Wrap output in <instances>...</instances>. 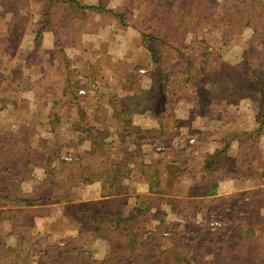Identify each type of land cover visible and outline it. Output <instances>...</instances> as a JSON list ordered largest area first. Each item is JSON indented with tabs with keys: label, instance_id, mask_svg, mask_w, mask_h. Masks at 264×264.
<instances>
[{
	"label": "trees",
	"instance_id": "trees-1",
	"mask_svg": "<svg viewBox=\"0 0 264 264\" xmlns=\"http://www.w3.org/2000/svg\"><path fill=\"white\" fill-rule=\"evenodd\" d=\"M58 4H65L71 11L84 12L87 16L115 17L121 27H126L128 24L127 7L116 10L108 7L103 0H97V3H86L82 0H44L41 5L42 18L33 37L37 49L40 48L43 31L50 30L55 33L56 22L52 21L55 20L52 15L55 12L54 7ZM170 5L171 3L167 4L166 7L171 9ZM206 5V0H182L175 12L165 8L166 11L161 9L162 12L160 13L150 14L149 23L151 26L136 32L139 44L144 48L148 59L146 65L150 71L144 74L146 83L144 87L138 88L137 83L130 81V85H136L133 92L123 91L122 94L115 92L113 100L105 106L106 109L100 104L98 97L92 96L90 92H85L87 88H90L91 92L96 90L97 63L90 64L89 70L86 72L81 70L78 65L73 64L74 60L70 58L62 40L55 34L51 51L54 52L57 59L55 71L60 78V97L57 102L65 103V107L62 112L54 115L55 108L52 106V111L49 113L52 118L49 117L46 122L52 131L53 127L57 126L61 119H64L63 121L71 127L70 132L77 141L75 146L86 141L87 146L84 147L86 155L98 154L91 158L90 166L87 168V171L94 170L97 172V176H94L97 179L90 178L86 181L89 183L99 181L100 198L77 203L73 201L80 196L75 194L76 190H73V186L58 192L53 189L55 186L63 189L66 184L68 185L70 183L68 180L74 177L72 175H75L76 169L81 164L84 163L87 167L83 157L74 160H61V170L69 174L66 180L64 176H58L60 180L51 183V185L46 184L45 191L23 189L22 182L26 180L25 175L29 172L23 155L27 151L34 152L36 147L42 149L40 142L46 141L42 140L43 138H37L35 148H33L25 137L26 134H24L20 138L24 139L25 137V140L19 139L18 142H15L7 139L6 144H0V181L4 185L0 186V198L4 199L1 206L5 207L7 203L12 202L18 203L20 207H51L53 204L62 203L65 206L62 212L63 217L66 218L65 215L69 214L67 221L72 219L82 223L83 220L86 222L87 228L95 233L101 230L119 231V242L110 248V255L96 260L91 258L89 251L77 252L75 247H70L69 241L65 239L60 244H54L50 250L45 251L43 258L52 260V263L60 260L64 261L65 264H112L109 260L122 253L125 256L122 264H161V250L147 258L144 254V246L148 244L156 249L154 242L151 240L145 242L147 236L144 237L132 229L135 224L141 222L146 224L149 221L147 212L154 205L152 194H172L182 189H186L188 194L211 195L214 193L215 178L210 181H202L200 187L192 189V185H189V179H183V176H157L154 173L150 176H142L148 187V195L141 197L138 193L129 194L131 187L124 182L126 176H121L124 171L122 168L124 164L113 160L119 151L116 146L126 149L127 154H137L141 144L149 145L155 139L164 141L162 136H171L167 126H165V119L171 115L173 104L179 101L175 99L176 96L172 90V73L175 70L183 69L185 71V83L193 82L197 85H207L219 90V92L210 93V99L204 106L206 112L200 109L201 100L192 99L194 103L192 112L201 113L204 117L213 116L210 113V105H215L216 101H221L224 97L227 102L230 101L231 97H234L235 101L250 96L255 99V125L252 129L248 131L218 130L209 132L219 146L214 150V153L206 156L204 162L206 168L210 165L220 164L221 153L227 151L232 141L243 143L245 149L248 146L249 154L257 151L264 132V62H262L264 56H256L254 60L247 57L249 60L244 59L243 62L233 64L229 72L225 73L216 67L218 60L212 53L211 36L204 35L198 38L196 29L204 21L208 22L212 29L215 25L213 31H222L224 37L240 34L246 27L252 29V37L256 36L259 34V32H255L257 27L264 25V0H225L221 13L214 18L207 16L205 12L203 13ZM163 30H173L174 32L166 36ZM189 32L190 38L187 40ZM240 77L246 78L242 83L236 82ZM233 88L234 93L230 94L229 91H232ZM139 98L151 100L150 111L152 117L159 124L158 130L140 128L132 123V106L135 100ZM0 102H4V100L0 98ZM9 134H6L7 137ZM170 139L171 137L165 140L163 149L158 150L155 147L151 149L155 153L162 152L166 146L170 145ZM189 139L192 141L187 139L188 144L193 145L195 139L193 137ZM132 146L133 149L130 148ZM43 147L45 146L43 145ZM40 153L42 154L41 151ZM181 165L184 169L185 162ZM167 167L169 170L172 168L170 165ZM84 182L85 179L84 181H77L74 185ZM43 183H46V179L43 180ZM262 193L251 199L244 193L238 195V201L244 203V208L238 206L241 208V213L234 214L237 216L236 218H232L234 215L230 212H224V210L219 211L216 208L208 210L214 213L219 211L223 215L221 221L224 218L225 222L221 223L219 227L213 228L197 224V226L188 228L191 237L184 238L182 241L178 240L179 237L171 232L164 234L165 231H163L165 237H161L176 240L172 243L181 249L186 250L188 248L190 251L199 252V255H194L193 260L202 261L204 264H264V197ZM130 197L135 199V202L129 203L131 205V212L128 217L130 223L122 225L119 217L121 208L128 203ZM244 209L245 212L249 211L255 215L261 213L259 221L250 222L243 232L244 236L249 235V238L234 234L233 230L238 229L228 227V223L232 224L234 219L239 221L236 225L241 226L239 230L243 229L242 226L246 227L242 220L245 218L243 216ZM139 216L142 217L141 221ZM11 217L13 218L8 222L13 224L16 220L13 215ZM231 218L232 220H230ZM159 224L161 227L163 226L162 221ZM77 225L81 227L79 224ZM0 242L2 244V240ZM254 243H256V247L252 246ZM48 252L54 253V255H48Z\"/></svg>",
	"mask_w": 264,
	"mask_h": 264
},
{
	"label": "rangeland",
	"instance_id": "rangeland-1",
	"mask_svg": "<svg viewBox=\"0 0 264 264\" xmlns=\"http://www.w3.org/2000/svg\"><path fill=\"white\" fill-rule=\"evenodd\" d=\"M43 1L0 0V98L4 100V102H0V108H2L0 110V144H6L7 139L18 142L19 139H23L20 136L24 134L33 148H35L37 138L46 140L40 142L42 149L36 147L34 152L27 151L23 155L25 165L30 170L25 175L26 180L22 182V188L38 192L45 191L46 184L51 185L53 182H58L60 180L58 176H64L66 180L69 174L61 170V160H66V156H70L72 160L83 157L85 162L90 163L91 158L98 155L97 153L86 155L84 147L75 146L77 141L70 132L71 127H68V124L63 121L64 119H61L52 131L46 122L49 117L52 118L49 115L52 106L55 108L54 115L62 112L65 107V103L57 102L60 97V78L55 71L57 59L54 52L51 51L55 34L62 40L70 58L74 60L73 64L78 65L81 70L86 72L89 70L90 64L97 63L96 90L91 92V89L87 88L85 92H90L92 96L98 97L100 104L106 109L105 102L113 100L115 92L119 94H122L123 91L133 92L136 85H130V81L137 83L138 88L144 87L146 83L144 74L150 71L146 65L148 59L144 48L139 44L136 32L151 26L149 23L150 14L160 13L161 9L166 11L165 8L169 9L166 6L170 3L171 9L169 10L175 12L182 0H103L108 7L116 10L127 7L128 24L126 27H121L115 17L87 16L84 12L71 11L65 4H58L54 7L55 12L52 15L55 19L52 21L56 22L55 33L50 30L43 31L40 48L37 49L33 37L42 18L41 5ZM82 1L97 3V0ZM206 1L207 5L203 13L205 12L207 16L213 18L217 17L221 13L225 0ZM259 26L255 31L259 34L253 37L251 36L252 29L249 27H246L240 34L224 37L222 31H213L215 25L212 29L208 22L203 21L196 29V36L198 38L204 35L211 36L212 53L218 60L216 67L227 73L233 64L243 62L247 57L254 60L256 56H264V25ZM163 31L166 36L174 32L173 30ZM189 38L190 32L187 34V40ZM263 60L262 62H264ZM172 77V90L175 93V99L179 100L173 104V113L179 104L186 105L194 98L201 100L200 109L206 112L204 106L210 99V93L219 92L217 88L211 86L197 85L193 82L185 83L183 69L175 70ZM245 78L240 77L236 82L242 83ZM29 87H32L30 91ZM229 92L233 94L234 88ZM55 102L56 104H54ZM254 102L253 96L244 97L238 101L231 97L229 102L224 97L221 101H216L215 105H210V113L215 119L219 118L225 121L228 130H239L249 126L248 120L251 119L254 112ZM147 107L151 110V100L141 98L136 100L132 110L137 114L141 110H147ZM101 113L103 114V112ZM177 120L178 117L168 116L165 124L168 131L172 129L169 131L171 136H162L164 141L155 139L148 146L150 148H156L159 145L165 146L167 138L171 137L170 141L177 138L174 136L178 132L184 131L182 123ZM174 128H177L176 131ZM7 133H10L8 137ZM179 136L186 135L180 134ZM25 137L23 140L26 139ZM188 140L192 141L189 137ZM245 150L248 152V146ZM40 151L42 154H39ZM30 158L35 165L30 164ZM28 164L34 167L30 168ZM72 176L74 177L68 180L70 183L66 184L63 189L62 187L56 188V186L53 189L58 192L73 186V190H76L75 194L79 195L78 189L82 184H74L77 181H84L87 176H78V168L75 175ZM44 179H46V183H43ZM0 186H4L1 181ZM82 194H85V191ZM3 200L0 198V241L2 240V244L0 242V264H65L60 260L52 263V260L42 257L45 251L50 250L51 246L60 244L65 239L69 241L70 247H75L77 252L89 251L91 258L99 260L110 255V248L119 242V231L101 230L95 233L87 228V224L83 220L82 223L72 219L67 221L69 214L65 215L66 218L63 217L62 212L65 206L62 203L53 204L51 207H20L18 203L12 202L2 207ZM203 201L202 207L220 204L219 200ZM227 204L240 207L244 205L234 195L229 198ZM182 206L187 207L185 203ZM8 208L10 211H7ZM219 211L205 213L202 218L197 220V224L201 222L210 226L209 222L213 217H217L221 221L223 215ZM130 212V204L121 208L119 217L122 225L130 223L128 218ZM248 212H245V209L243 211L245 218L242 220L246 227L241 230H233V233L240 237L244 236L243 232L247 225L253 220L254 222L259 221L261 216V213L255 215ZM7 215L9 217H5ZM12 215L16 220L13 224L8 222L13 218ZM157 215L161 216L160 213ZM193 216L194 214L185 215L184 221L187 222L185 224L196 223ZM139 218L141 221L142 217L139 216ZM148 219L150 218L148 217ZM166 220L169 222L161 228H154L151 222H146V224L141 222L132 228L142 236H147V240L144 239L145 242L151 240L156 246V249H153L152 246L146 244L144 246L145 256L149 258L153 253L161 250V264H204L202 261L193 260L194 255H199V252L190 251L188 248L181 249L172 243L176 240L163 238L165 237L163 231H165L164 234H168V232L176 234L180 241L191 237L187 227H174L170 218ZM224 222L223 218L221 223ZM76 223L81 227H78ZM157 233H159L158 236ZM248 236L244 237L249 238ZM252 246L256 247V243ZM49 254L54 255L51 252H48ZM124 259V254L120 253L109 262L122 264Z\"/></svg>",
	"mask_w": 264,
	"mask_h": 264
},
{
	"label": "crops",
	"instance_id": "crops-1",
	"mask_svg": "<svg viewBox=\"0 0 264 264\" xmlns=\"http://www.w3.org/2000/svg\"><path fill=\"white\" fill-rule=\"evenodd\" d=\"M31 89L29 88L28 90L30 91ZM135 102L133 105H135ZM105 104L107 105L106 102ZM193 106L194 103L190 100L186 105L179 104L174 113L173 110L171 111L172 113L169 116L178 117L177 121L182 123L184 131H181V133L178 132L174 136L178 139L173 137L174 139L170 141V145L166 146L162 152L155 153L147 144L143 143L140 149H138L140 151L137 154L130 155V153L127 154V150L123 147L116 146L119 151L113 160L114 162L124 164L122 166L124 171L121 176H126L124 182L128 183L131 187L129 194L138 193L141 197L148 195V187L142 176H150L154 173L157 176H183V179H189V185H192V189L194 187H200L202 181H210L215 178L216 187L214 193L211 195L188 194L186 189L172 194H152L154 205L147 212V218H150L148 222H151L154 228L161 227L159 224L160 221L163 222L164 226L169 222V220H166L168 218L172 220L174 227L181 226L190 228L197 226V220L213 208L224 210L227 213L230 212L233 215L237 212L241 213L240 207L227 204V201L233 195L238 197V195L244 193L251 199L259 196L263 192L262 195L264 197V133L259 141L257 151L249 154L250 152L245 150L243 143L232 141L227 151L221 153L220 164L210 165L207 169L204 166L206 156L214 153V150L219 146L218 142L207 134L218 130L226 131L228 127L225 126V121L219 118L215 119L212 116L204 117L201 113H193ZM131 120L134 125H138L140 128L159 129V124L152 117L148 107L147 110H141L137 114L132 110ZM248 121L249 126L242 127L239 130L248 131L254 127V112ZM176 129L174 128L175 131ZM169 131H172V129H169ZM180 134L186 136H179ZM188 137L195 139L193 145L188 144ZM79 145L86 147L87 142L82 141ZM130 148L133 149L134 147L132 146ZM29 161L30 164L35 165V163L31 162L32 158ZM184 162L185 166L182 169L183 166L181 164ZM30 164H28L30 168L34 167ZM168 165L172 166L170 170L167 167ZM89 166L90 163H87V167L83 163L78 167V176H87V178L79 187L78 193H80V198L73 199V202L80 203L81 201L97 200L100 198L99 181H91L90 183L86 181L90 178L93 180L97 179L94 177L97 176V172L94 170L87 171ZM81 173L83 174L81 175ZM98 174L101 175V173ZM84 191L85 194H82ZM203 200H219L220 204L218 206L202 207ZM132 201L135 202L134 197H130L128 203L124 206L129 205ZM184 203L187 205L185 208L182 206ZM157 212L161 214L160 217L157 215ZM188 214H194L193 217L196 223L185 224L187 223L184 221L185 215ZM232 218H236V215ZM238 222L234 219L232 224L228 223V227H231V229H239L241 226H236ZM198 224L200 226H207L201 222Z\"/></svg>",
	"mask_w": 264,
	"mask_h": 264
},
{
	"label": "built area",
	"instance_id": "built-area-1",
	"mask_svg": "<svg viewBox=\"0 0 264 264\" xmlns=\"http://www.w3.org/2000/svg\"><path fill=\"white\" fill-rule=\"evenodd\" d=\"M163 147L164 146L159 145V146L156 147V149L161 150V149H163ZM65 159L66 160H70L71 157L70 156H66ZM209 224H210L211 227L215 228V227H219L221 225V221L217 217H213V219L210 220Z\"/></svg>",
	"mask_w": 264,
	"mask_h": 264
}]
</instances>
